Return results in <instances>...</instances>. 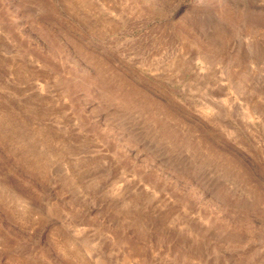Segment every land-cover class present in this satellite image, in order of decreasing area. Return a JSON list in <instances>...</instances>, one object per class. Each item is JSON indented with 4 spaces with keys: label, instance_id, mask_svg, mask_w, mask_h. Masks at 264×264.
<instances>
[{
    "label": "rangeland",
    "instance_id": "rangeland-1",
    "mask_svg": "<svg viewBox=\"0 0 264 264\" xmlns=\"http://www.w3.org/2000/svg\"><path fill=\"white\" fill-rule=\"evenodd\" d=\"M0 264H264V0H0Z\"/></svg>",
    "mask_w": 264,
    "mask_h": 264
}]
</instances>
